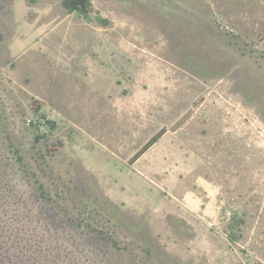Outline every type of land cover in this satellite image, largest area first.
I'll return each instance as SVG.
<instances>
[{
	"label": "rangeland",
	"instance_id": "1",
	"mask_svg": "<svg viewBox=\"0 0 264 264\" xmlns=\"http://www.w3.org/2000/svg\"><path fill=\"white\" fill-rule=\"evenodd\" d=\"M89 1L0 0V264H264V0Z\"/></svg>",
	"mask_w": 264,
	"mask_h": 264
},
{
	"label": "trees",
	"instance_id": "2",
	"mask_svg": "<svg viewBox=\"0 0 264 264\" xmlns=\"http://www.w3.org/2000/svg\"><path fill=\"white\" fill-rule=\"evenodd\" d=\"M63 4L65 7L69 8L71 11H76V10H81V8H85V6L87 4H90L89 0H63ZM87 12H84L83 14L85 15ZM37 102V101H36ZM164 129H162L161 131H159L156 135H154L144 146L141 150H139L135 155H134V159L139 158L150 146H152L164 133ZM57 149H54V151ZM41 188V187H40ZM23 246L25 245H21L20 246V251H22ZM50 247L49 248H42V249H38L37 251L42 253V251H50ZM23 253V252H22ZM22 255H25L24 253Z\"/></svg>",
	"mask_w": 264,
	"mask_h": 264
}]
</instances>
